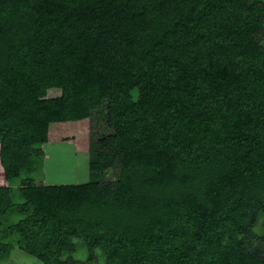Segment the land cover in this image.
Wrapping results in <instances>:
<instances>
[{"label":"trees","instance_id":"trees-1","mask_svg":"<svg viewBox=\"0 0 264 264\" xmlns=\"http://www.w3.org/2000/svg\"><path fill=\"white\" fill-rule=\"evenodd\" d=\"M261 5L0 0V263L264 264ZM95 111L91 181L39 184Z\"/></svg>","mask_w":264,"mask_h":264},{"label":"rangeland","instance_id":"rangeland-1","mask_svg":"<svg viewBox=\"0 0 264 264\" xmlns=\"http://www.w3.org/2000/svg\"><path fill=\"white\" fill-rule=\"evenodd\" d=\"M252 2L264 5V0H251ZM261 5V6H262ZM260 42L264 41V35L260 36ZM112 132L107 125L106 119L99 112H92L90 122L89 138L69 143H56L45 145V159L41 174L37 175L39 184L45 186H64L80 185L91 181L89 162L91 160L90 150L91 142L96 141L101 135L106 136ZM106 183L115 182L119 178V173L114 169L109 170L101 176ZM20 200L19 198H17ZM21 201V200H20ZM22 218L16 212H11L6 220L7 224L16 223ZM80 252L77 253L79 258ZM12 257L5 264H38V262L29 255L16 250ZM4 264V263H0Z\"/></svg>","mask_w":264,"mask_h":264}]
</instances>
